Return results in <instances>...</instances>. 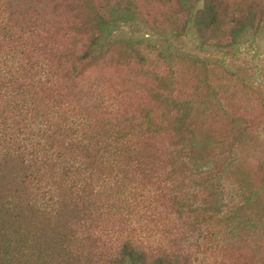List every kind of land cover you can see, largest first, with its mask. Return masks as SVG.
I'll return each mask as SVG.
<instances>
[{"label": "trees", "instance_id": "1", "mask_svg": "<svg viewBox=\"0 0 264 264\" xmlns=\"http://www.w3.org/2000/svg\"><path fill=\"white\" fill-rule=\"evenodd\" d=\"M260 83L264 0H0V264H257Z\"/></svg>", "mask_w": 264, "mask_h": 264}, {"label": "rangeland", "instance_id": "2", "mask_svg": "<svg viewBox=\"0 0 264 264\" xmlns=\"http://www.w3.org/2000/svg\"><path fill=\"white\" fill-rule=\"evenodd\" d=\"M226 62L222 66L212 65L209 67V85L212 89L217 92V96H228L230 98H242L250 94L246 92V88L243 86L242 82L237 81V76H229L228 69L234 73H238L240 76H246L244 73L247 70L246 67L242 69L239 68L237 62L234 59L229 60L225 59ZM240 63V62H239ZM246 69V70H244ZM239 76V78H241ZM246 79V78H245ZM259 80H256L254 83H257ZM246 85L248 86L247 82ZM260 90H263L264 83H260ZM252 91L257 93L256 89L251 87ZM248 89V88H247ZM258 90V89H257ZM215 92V93H216ZM261 130V128H260ZM259 130V131H260ZM264 132V129L262 130ZM264 134V133H263ZM262 139V140H261ZM257 139L254 144L249 145L242 156L241 162L233 168L232 175L234 177L235 183L240 185L245 193L248 195L249 192H256L255 198L252 201L256 211L264 214V138ZM260 172H263L262 174ZM232 178V176H231ZM233 179V178H232ZM254 196V195H253ZM264 218V216H263ZM262 228L264 229V220L261 223ZM259 233V232H258ZM248 232L244 233L245 237ZM263 237L258 236L256 239L251 236L249 242L253 244L252 246L257 247L258 252H256L257 257L255 261L257 264H264V233L262 232ZM257 240V244L255 243ZM255 264V263H253Z\"/></svg>", "mask_w": 264, "mask_h": 264}]
</instances>
